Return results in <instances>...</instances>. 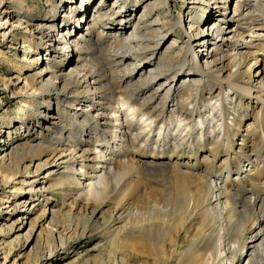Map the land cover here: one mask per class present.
Listing matches in <instances>:
<instances>
[{
    "label": "bare ground",
    "instance_id": "6f19581e",
    "mask_svg": "<svg viewBox=\"0 0 264 264\" xmlns=\"http://www.w3.org/2000/svg\"><path fill=\"white\" fill-rule=\"evenodd\" d=\"M11 1L13 11L0 1V35L20 43L21 31L22 62L41 67L16 79L30 97L29 121L0 124V178L13 187L0 218V235L11 238L0 236L1 263L19 264L16 246L34 239L54 263L58 248L100 231L114 249L108 264H145L119 248L143 253L151 236L163 258L185 264H242L248 254V264H264V0H242L233 15L229 0H184L175 23L171 13L161 19L155 7L166 0H157L131 30L128 19L106 28L129 0L107 10L106 0H47L41 15ZM210 5L221 8L217 21ZM177 25L182 45L173 50L174 38L158 56ZM253 98L260 107L243 133ZM49 191L80 202L49 208ZM33 212L51 221L38 233L34 219L20 235Z\"/></svg>",
    "mask_w": 264,
    "mask_h": 264
},
{
    "label": "rangeland",
    "instance_id": "374dc122",
    "mask_svg": "<svg viewBox=\"0 0 264 264\" xmlns=\"http://www.w3.org/2000/svg\"><path fill=\"white\" fill-rule=\"evenodd\" d=\"M0 1H2V0H0ZM4 1L7 3V6H9L8 11H13V9H15L13 7L14 4L11 0H4ZM158 1L157 0H155V1L154 0H141V1L134 2V0H129L126 5H124L123 7L120 8L119 13L108 17V19L106 21V24H107L106 28L108 27L107 30L115 29L116 27H118L119 24H121V20H127V19L131 20V24L127 25L128 26L127 30H131L133 28L134 23L138 20L139 15L143 12L144 8L147 5H149L151 3H156ZM183 1L184 0H166V2L164 4H162L161 6L155 7V11L157 13H160L161 19L165 18V15L171 13L173 15V18H174L173 21L175 23L178 13L181 10H183L185 12L187 10L185 8L186 5H184ZM98 2H99V0H93V3H91V6L95 7ZM105 2H106V4L104 3V7H105L104 9H106V10L110 9L112 4H113V0H106ZM187 2H188V0H187ZM228 2H229L228 6H227L228 12H230V15H233L236 4L238 3V5H239L240 2H242V0H229ZM26 3H28V5L32 8V14H35V15L46 14V12L49 9V5H48L47 0H26ZM118 5H120V3H118ZM118 5H116V6H118ZM209 8H211V10H209ZM209 8L206 9L205 13L208 10L209 15H211V14L214 15V19L212 20V22L217 21L219 19V17H222V15H221L222 11L220 10L221 8L213 10L212 9L213 5H210ZM116 11H118L117 7H116ZM132 11H135V12L132 13ZM49 16H51V15L49 14ZM90 18H91V15H90ZM166 18L168 19L167 16H166ZM13 22H14V18L11 17L9 20V24H12ZM161 22H162V20L158 23V26L161 25ZM188 22H189V20H186L184 22L187 25L186 27H188ZM206 23L207 22H205L202 25L203 29L205 28ZM229 26L235 28L236 27L235 21H233L231 24H229ZM69 28L72 30L74 28V24H72L70 22ZM20 29L22 31H24L23 30L24 28H22V26H20ZM1 30H3V26L0 27V31ZM16 33L18 34L20 43H17V41L14 40V38H12L13 36H8L6 38H3L0 35V54H1V56H0V124H5V126H11L10 125V124H12L11 121H13L15 125L25 124V123H27V121H29V115L31 114L30 113L31 112L30 107H29L30 97L28 95H26L25 93L20 92L18 90L19 89L18 87L20 85L16 79H17V75H20L21 79H24V77L26 75H28L30 72L34 73L35 67H37L34 65H32L33 66L32 67L31 64H29L30 61H28L29 63L27 62L26 64L22 62L23 43H21L20 37L23 34L21 31L16 32ZM169 36L170 37L166 41V43H164L162 47L158 48V50H157L158 56H163V54H169L170 53L169 51H166V47L173 41L174 38L177 39L178 42H177V46H175L173 48V50H177V47L182 45L183 37L185 36V30L183 27H181L179 25L174 26V28L172 29V32H170ZM44 46H45V44L42 45V48H44ZM218 46H219V44H218ZM244 46H245V43H244ZM203 48L204 47L200 48V49H202V50H200V53H201L200 55H202V56L207 54V50L206 49L203 50ZM249 50H250L249 48L244 49V51H249ZM198 51H199V48H198ZM176 53H177V51L175 52V54ZM17 64L18 65L20 64L19 67ZM150 65H152V64H147V66L145 68L147 70H149L151 67ZM28 66H29V68H28ZM38 67H41V66L39 65ZM69 67H70V65L68 66L66 71L69 70ZM252 72H253V74H257L258 68L256 66L253 67ZM186 74L187 73H184L183 75L180 76L178 83L182 81V78L184 76H186ZM263 76L264 75H262V77ZM4 79H5L6 83L3 82ZM262 80H264V77L262 78ZM254 93H256V92H254ZM243 103H245V102H243ZM252 107H253V109H251ZM259 107H260V103L259 102L257 103V100L255 98H253V101L251 102V107L249 108V114L245 115V120L243 122L242 130H241L243 133H245V129H247L248 125L250 123H253L255 112L258 111ZM254 108H255V110H254ZM240 141H241L240 138H238L237 143H240ZM28 165H29V163H28ZM53 183L54 182H53L52 178L47 179V181H46V185L48 187H49V185H51ZM13 184L14 183H11V185H13ZM12 188H13L12 186L6 185L5 183H3L2 178H0V218H2L1 220H3L4 217H6L9 214L6 211V206H7L6 205V195L11 192ZM48 193H49L48 196L50 197V202L52 203V206H50L49 208L54 207L55 209L58 210L59 207H64V210H66V209H69L71 206L73 207L76 204V202L77 203L80 202L78 200H76V202H75V200H74L75 198H72V199L70 198L68 200L64 199L62 194H56V193L51 194V193H53V191H49ZM38 214H39V212H33L31 214L30 219L27 220L26 225L20 231V235L26 233V231L29 227V224L34 219L37 222L36 228L38 230L37 231L38 233L41 232L45 227H47L49 221H51L50 218L48 217V218L43 219V220H37L36 217H38ZM62 214L64 215V213H62ZM59 224L60 225H67L69 223L66 222L65 218L62 217L59 219ZM0 236H1V239L3 241H7L8 239H11L8 237L7 230L4 231ZM13 237H15V236H13ZM153 237L154 236H151L149 241L144 242V243H146L147 248L150 250L144 251L142 253L141 252L142 249L140 247H137L136 249H134L133 246H131V247L126 246V248L125 247H121V248L118 247L120 255L128 256L129 252H132V254H138L140 257V262L144 261L145 264H170V263L176 264V263H179L178 261H180L179 264H185L189 261V258L188 259H186V258L182 259V261H181V260H179L180 259L179 257L177 259L175 256L174 257L170 256L172 260H170L169 257L167 259L163 258L162 253H160L161 251L157 250V248H154V246H153V242L158 243L159 241L156 239H154L153 241H150L153 239ZM188 240H189L188 236L186 237V235L182 233L180 238H179L180 244L182 246H185L187 244ZM150 242H152V243H150ZM128 244L130 245L131 241ZM166 244H167V251L166 252L168 253V255H171L169 252V251H171L170 246H169V242L167 241L165 243V245ZM96 245H98V247H96ZM35 246H36V248L34 249V252H33V248ZM37 246H38V242L35 241V239L27 247H25L24 245L23 246H21V245L16 246V248L13 252V255H14L13 257H15L19 260V264H45V261L47 259L43 255L44 250L42 247H37ZM150 246H152V248ZM110 250H111V252H114V249L113 248L111 249L110 243H107V239L105 237V234H101L100 231L99 232H90V235H88L87 237L72 241L64 249L58 248L55 251L53 258H55V256L56 257L58 256L59 261L55 260L54 263H52V262H50V263L51 264H108L107 263V260L109 259L108 258V252H110ZM154 251H155V253H154ZM33 253L35 254L34 258H32V256H30V255L34 256ZM245 256L242 259V264H248L249 254L246 257ZM1 258H2V256L0 255V264H2ZM162 258H163V260H162ZM175 258H176V260H175L176 262L174 261ZM50 263H48V264H50Z\"/></svg>",
    "mask_w": 264,
    "mask_h": 264
}]
</instances>
